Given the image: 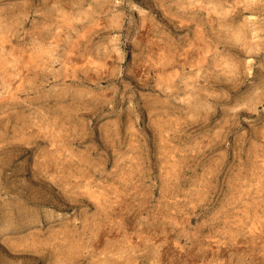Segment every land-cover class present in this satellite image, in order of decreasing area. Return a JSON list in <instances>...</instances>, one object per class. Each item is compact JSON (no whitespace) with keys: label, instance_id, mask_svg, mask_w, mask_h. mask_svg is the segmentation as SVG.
Listing matches in <instances>:
<instances>
[{"label":"rangeland","instance_id":"obj_1","mask_svg":"<svg viewBox=\"0 0 264 264\" xmlns=\"http://www.w3.org/2000/svg\"><path fill=\"white\" fill-rule=\"evenodd\" d=\"M0 264H264V0H0Z\"/></svg>","mask_w":264,"mask_h":264}]
</instances>
